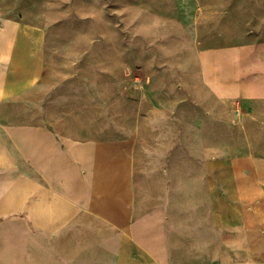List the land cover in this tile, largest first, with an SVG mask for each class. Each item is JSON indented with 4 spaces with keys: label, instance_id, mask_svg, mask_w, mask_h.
<instances>
[{
    "label": "crops",
    "instance_id": "0c3cea01",
    "mask_svg": "<svg viewBox=\"0 0 264 264\" xmlns=\"http://www.w3.org/2000/svg\"><path fill=\"white\" fill-rule=\"evenodd\" d=\"M57 52L0 13V264H264V40L198 54L219 110L185 150L146 118L99 132L86 90L53 102Z\"/></svg>",
    "mask_w": 264,
    "mask_h": 264
},
{
    "label": "rangeland",
    "instance_id": "374dc122",
    "mask_svg": "<svg viewBox=\"0 0 264 264\" xmlns=\"http://www.w3.org/2000/svg\"><path fill=\"white\" fill-rule=\"evenodd\" d=\"M0 13L38 25L55 40L60 75L50 83L52 101L62 99L65 87L86 90L98 131L125 130L130 145L146 118L153 128L179 133L185 150L186 133L201 130L219 110L204 87L198 54L264 40V0H0ZM87 101L72 112L87 111Z\"/></svg>",
    "mask_w": 264,
    "mask_h": 264
}]
</instances>
